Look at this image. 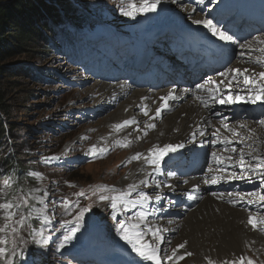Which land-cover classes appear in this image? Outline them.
I'll return each instance as SVG.
<instances>
[{"label": "rangeland", "instance_id": "374dc122", "mask_svg": "<svg viewBox=\"0 0 264 264\" xmlns=\"http://www.w3.org/2000/svg\"><path fill=\"white\" fill-rule=\"evenodd\" d=\"M47 1L46 5L54 8L57 13L60 12L63 19L69 22V26L78 29L80 33H85L81 35V40L88 37H91V40L84 42L83 49H88L84 50L83 54L71 58L70 56L76 53L63 52V48H59L60 42H56L55 51L46 41V37L44 38L46 42L42 46L30 45L28 50L33 54L17 56L5 64V103L9 107V123L14 128L10 135L11 141L8 140L6 145L2 144L0 150L7 156H11L18 150L25 172L24 176L28 180L20 182L21 184L15 187V180H12L11 176L5 177L2 173L5 170V164L0 159V202L11 199L19 203L18 198H27L29 203L27 206L21 205L18 210L26 218L25 225H17V234L13 235L9 230L7 234H0V238L8 240L9 258L13 259L12 256H14L13 262L16 261L17 250L24 253L25 261L21 264H107L100 263L99 258L115 263L141 264L145 260L132 252L131 247L121 240V233H118L116 229L119 222H125L131 228L133 221L137 219V214L144 213L145 206L137 205L132 208L129 204L128 210L125 211L118 201V207L113 212L110 203L111 197L119 196L123 188L127 186H118V182L127 177L132 169L126 171L129 167L127 156L131 152H124L128 148L122 147L121 143L109 144L115 138L103 143L97 142L99 138L105 139L113 134L114 124L109 121L117 116V111L112 106L116 102L120 104L122 96L115 98V102L109 105L110 100H98V87L94 85L105 81L104 76H111L114 70L127 73L123 64H118L113 59L122 57L125 49L132 45L133 40H128L130 28L145 32L144 29H153V25L161 23L163 26L167 20L162 16V12L157 15L145 12L146 18L139 19L141 13H138L136 19L139 20L132 22V18L122 13L129 10V5H132L134 0ZM71 3L75 7L73 8L74 21L65 16L67 8L64 7ZM160 4L166 9L170 8L167 3L160 2ZM135 5L140 7L142 3ZM180 8L183 11L182 6ZM210 10L212 7L205 5L199 9L198 14L207 13ZM218 12L214 11L219 14ZM82 15L87 16L85 23L79 21ZM147 18L160 21H152V26H149ZM229 21L222 19L217 23L218 27L223 29ZM240 25L242 26V23ZM234 27L241 30L238 24ZM58 30L61 32L62 28ZM104 36L106 41L96 46L94 40ZM154 50L158 51L157 48ZM175 54L177 51H172V60L175 59ZM105 63L109 65V68L104 75L103 64ZM11 73L15 74L11 75ZM107 81L110 82V80ZM261 107L264 110V106L261 105ZM231 123L233 122L228 124ZM108 130L110 134L107 133ZM142 143L138 142L133 157ZM93 146L107 147L101 148L106 149L102 155L93 157L90 155ZM253 147L257 148V146ZM131 161L134 160L131 159ZM200 164L198 169L202 171L206 168L207 160H203ZM6 184L7 189H5ZM150 184L154 183L150 182ZM252 191L254 192V189ZM81 192L84 195H78ZM137 194L132 195L136 196L135 198L127 197L125 202L137 199ZM146 195L149 196L148 193ZM101 196L109 199L101 201ZM64 200L69 201L68 209L63 207ZM194 201L196 197L192 200ZM187 203L191 205V200ZM194 207L198 208V206H192ZM41 208L45 209L42 215ZM81 208L90 209L84 217L89 225L83 229L87 230L82 236H78L77 232L83 229L77 231L72 240L57 251L63 236L75 226V219ZM255 221L257 231L253 230L264 240V227H262L264 218L256 217ZM4 223L12 222L4 221L0 214V226ZM184 232V236L199 248L200 255L186 257L190 258L191 263L199 264L200 261V264H208L211 260L213 264H226L243 257V264H248L249 260L252 264H264L263 247L261 251L251 248L252 252L248 255L246 254L249 250L248 244L238 252L237 247L232 243V249L226 252L218 249L217 245H204L205 242L203 243V238L198 232V223L184 224ZM37 233H42V236L37 237ZM178 234L180 235L179 232ZM78 237L82 239L79 241ZM36 238L42 241L46 239L47 243L42 247L38 246L35 244ZM172 238L173 236L166 244L161 245V249L168 255L180 245L174 244L175 238ZM13 247L16 248L15 251H12ZM102 251L108 253L102 255ZM181 251L182 249H179L177 254L180 255ZM186 258L185 261H177V264H189L186 263Z\"/></svg>", "mask_w": 264, "mask_h": 264}, {"label": "bare ground", "instance_id": "6f19581e", "mask_svg": "<svg viewBox=\"0 0 264 264\" xmlns=\"http://www.w3.org/2000/svg\"><path fill=\"white\" fill-rule=\"evenodd\" d=\"M160 2L167 3L170 8L166 9L159 3L156 7L157 13H150L157 15L162 12V16L167 22L163 26L161 23L152 26V21L159 22L160 20L147 18V24L150 23L149 26L154 27L153 29H144L145 32H142L137 31L136 28H130L131 33L128 34V40H133L132 45L125 49V54L122 53V57L114 59L118 64H123L124 69L133 74L135 80H127L125 74L114 70L111 73L114 75L113 78L105 75L110 82L101 81L94 85L98 87V100H110L109 105L111 102H115V98L122 96L120 104L118 102L113 104L112 107L117 111V116L110 119L109 122L114 125L123 124L125 120L135 121V123L120 130L111 127L113 134L105 139L102 137L103 140L99 138L101 140L98 139L97 142L103 143L115 138L109 144H126L127 146L124 148L128 149L124 152H131L127 156L129 167L126 171L132 169L127 177L119 180L118 186L127 185L123 188V192H126L128 185L135 183L138 185L136 193L143 191L145 194H149L150 199L144 204L145 207L143 206L146 218L143 221L135 219L132 223L133 225L139 222L143 228L148 229L146 239L151 240L152 232L158 231L159 236L163 237V242L159 244L160 248L173 236L174 244L186 242V247L182 249L180 255L185 252L200 255L199 248L184 236V224L193 222L198 223V232L203 238V243L205 242L204 245H217L218 249L227 252L232 249L231 244L234 243L239 252L242 247H247L246 244H248L249 250L246 254L250 255L251 248L261 251L262 247L264 249V240L248 224V218L249 216L254 217V213L249 214L253 204H257L258 212L264 213V201H261L258 195L246 196L245 198L252 200L253 203L244 205L239 202V196L227 195L228 193L244 194L242 188L231 190L230 186L234 184L239 186L244 184L251 190L258 182V175L251 176L250 182L229 179L228 173L232 171L239 173L240 170L238 167H229L231 162L227 161L226 157L231 155L234 160L238 159L239 153H232V147H243L246 153L253 149L255 151L259 149L264 155V127L258 123L260 119H264V111L260 107L262 103L258 101L256 104H215L209 99L207 89L213 87L209 81L218 83L223 79L219 76L221 71L231 73L233 69L243 71L247 68L249 72L245 75L264 71V67L255 63L258 59H264V53L258 51L264 48V44L259 43V41H264V0H216L215 3L212 0H205L203 6H211L212 10L202 14H198V12L203 6L198 5L196 0H160ZM139 3H142V0L133 1L134 5ZM214 11H220V16L231 14V27L222 30H226L233 36L234 43L220 41L202 25L192 23L193 20L211 19L216 24L219 16ZM144 18H146V14L141 13L139 19ZM139 19L135 17L131 21L137 22ZM237 21H243L240 32L232 29ZM96 44L100 45V42ZM172 44L175 45L176 50L171 48ZM156 48L157 52L154 50ZM172 51H177L174 60H171ZM204 52L218 54V61L208 63L215 69H212V72L208 74H204V70H202L203 78L198 82L190 83V73L183 62L188 60L189 65H192L197 64L199 60L200 62L204 61L210 57L205 56ZM217 63L222 64L221 70L216 69L218 68ZM155 65L157 67H154ZM239 79L242 81L243 77ZM181 81L183 84L180 83ZM197 84H204L206 90L197 89ZM234 87H243V85H234ZM185 89L188 91L185 92ZM169 93L177 98L168 102L167 109H161L162 115L159 118L152 119L155 117L156 109L164 103L161 97L168 96ZM241 94L247 95L245 92ZM202 101H207L209 107L206 108ZM237 107L244 113L238 115L235 112ZM247 110L251 116L245 114ZM144 111L148 112V116H144ZM230 122L233 123L228 124ZM152 123L156 125L154 129L146 127ZM223 123L229 125V131H225ZM240 125H245V127L241 128ZM201 131L204 132L203 136L199 134ZM233 131L238 133V136H233ZM241 138H243V143L236 144L235 141ZM229 139L234 143L228 145L225 150V145L220 144L219 141ZM139 141L143 142L137 150V154L139 153L141 158L132 162L131 159ZM213 144L220 147L215 153L225 158V163L218 166L215 162L213 168L201 173L198 166L201 165L200 163L206 157L205 154ZM165 145H172L176 151L169 152L163 157L157 173L154 166L148 163L145 157L149 156L153 148H163ZM180 145L183 146L180 147ZM107 146L97 148L101 149ZM253 146H257V148ZM255 156V152H253V157ZM253 157L246 156V159L255 164L256 161ZM217 167H223L224 171L217 173L215 170ZM213 178L217 179L215 184L211 182ZM141 181H146L147 186L141 184ZM150 182L154 184L151 185ZM220 194H223L222 198ZM132 195L129 197H136ZM156 195L161 196L159 202L155 200ZM195 197L196 201L192 202ZM188 200H191V205L187 203ZM229 201H237V203L233 206ZM192 206H198V208H192ZM121 207L123 208V206ZM102 252V255L108 253ZM163 252L167 253L164 250ZM193 259L195 258L193 257ZM203 261L201 262L203 263ZM99 262L133 264L130 262L115 263L105 260V258H99ZM164 263L177 264V261L173 260L167 263L166 260ZM186 263L197 264L196 262L191 263L190 258ZM141 264H150V261H143Z\"/></svg>", "mask_w": 264, "mask_h": 264}, {"label": "snow or ice", "instance_id": "6c2138e0", "mask_svg": "<svg viewBox=\"0 0 264 264\" xmlns=\"http://www.w3.org/2000/svg\"><path fill=\"white\" fill-rule=\"evenodd\" d=\"M213 3L216 2V0H212ZM160 3V0H142V6L137 7L136 5L132 4L129 5V10L123 12L122 14L125 16H128L132 19H135L136 15L138 13H145V12H154L156 10L157 4ZM196 3L200 6H203L205 4V0H196ZM193 24L202 25L203 28H205L208 32L212 34V36L216 37L220 41L223 42H230L234 43L233 36L228 34L226 30H222L220 27L217 26V24L213 23V20L211 19H202V20H193ZM259 43L264 44V41H259ZM241 47H244L241 45ZM258 51L264 53V48L259 49ZM255 63L261 65L264 67V59H258L255 61ZM249 69L245 68L243 71H240L239 69H233L231 70V73L221 71L219 73V76L223 79L220 80L218 83L215 81H209L210 84L213 85L212 88L207 89L209 92V99L213 101L215 104L219 105H233V104H241V103H251L256 104L258 101L264 104V71H260L259 73H253L252 75H245V73H248ZM243 77V80L241 81L239 78ZM242 84L243 87H234V85H240ZM223 86V88H221ZM197 89L199 90H206L204 84H197ZM188 90L185 89V92ZM245 92L247 95H242L241 93ZM177 97H175L172 93H169L168 96L161 97V99L164 101L163 105H161L160 108L156 109L155 117L152 119H157L162 115L161 109H167L168 108V102L170 100H174ZM204 106L207 108L209 107L207 101H202ZM144 116H148V112H143ZM135 121H129L125 120L123 121V124H116L113 127L117 130L122 129L123 127L130 126L131 124H134ZM259 125L264 127V119H260L258 121ZM147 128L154 129L156 127L155 123L146 125ZM241 128L245 127V125H240ZM223 128L225 131H229V125L227 123H223ZM201 136L204 135V132L199 133ZM147 135V133H145ZM215 135V133H213ZM233 136H238V133L232 132ZM220 144L225 145V150L227 149L228 145H232L234 143L233 140H220ZM236 144H242L243 138L237 139L235 141ZM122 147H126L127 145H121ZM183 145H180L182 147ZM106 149H97L95 146L90 150V155L93 157H96L98 155H102ZM176 148L172 145H165L163 148H154L150 153L148 157H145V160L150 163L152 166H154L156 172H159V165L160 161L163 159L165 155H167L169 152H175ZM252 151L245 152V149L243 147L237 148L232 147L231 152L232 153H239L238 159L234 160L233 156L229 155L226 157L227 161L231 162L229 164V167H238L239 173L236 171H232L228 173L229 179L234 180H245L247 182H250L251 176L258 175L261 180V188H264V171H261V169H264V157L261 156H255L253 157ZM246 156L253 157V159L256 161L255 164L250 163L248 159H246ZM141 156L138 153L136 156L132 157L133 160L140 159ZM212 158L216 162L218 166L223 165L225 163V158L217 156V154L214 152L212 153ZM217 173H222L224 171L223 167H217L216 169ZM213 184L217 182L216 178H213L211 181ZM141 184H144L147 186L146 181H141ZM159 187V185H157ZM8 188V185H5V189ZM138 185L136 184H129L128 185V191L120 193L119 196H113L111 197V208L113 212L118 207V201L121 205H123V209L125 211L128 210V205L130 204L132 208H135L137 205H140L141 207L144 206V204L150 199L148 195H146L143 191L138 193V198L135 200H128L125 202L126 198L131 196L134 192L137 191ZM78 195H84V193H78ZM215 195V193H214ZM221 198L223 197V194H220ZM228 196L237 195L239 196V201H245V197H252L257 195L256 193H228ZM19 199V203L12 201L11 199H6L4 202H0V214L3 216V220L10 223H4L2 226H0V234H7L10 230L11 234L15 235L18 232L17 225L24 226L25 225V217L23 214H21L18 210L20 209L21 205L27 206L29 201L27 198ZM109 198L106 196H101L100 200L105 201ZM261 201H264V195H261L259 197ZM155 200L159 202L161 200L160 195L155 196ZM248 204L253 203L252 200L245 201ZM233 206L237 203V201H229ZM69 201L64 200L63 201V207L65 209L69 208ZM90 209L89 208H81L79 210L78 215L75 219V226L68 230V232L63 236V240L59 243V247L57 248V251L59 248L65 247V245L72 240V238L75 236L76 232L79 231L82 221L84 220L85 213H87ZM45 209L41 208L40 213L41 215ZM19 217V219H17ZM144 213H138L137 214V220L143 221L145 219ZM113 219H116V216H113ZM248 224L252 226L253 229H256V221L254 217L249 216L248 218ZM117 232L121 233V240L125 241L127 245L131 247L132 252L136 253L138 257H140L142 260L150 261L152 264H164V261H182L186 257H190L193 255L191 252H185L183 255H177V252L179 249H184L186 247V242L182 243L177 246V249H174L172 252V255H168L167 253L163 252V249L159 247V244L163 242V237L159 236L158 231L152 232V238L151 240L146 239V234L148 232V229H145L142 227V225L138 222L136 224L131 225V228L129 225L125 222H119L117 227ZM131 233V234H130ZM37 237L42 236V233H37ZM47 240L44 239L43 241L40 238L35 239V244L38 246H43V244H46ZM8 240L6 238H0V264H13V259L9 258V251L7 249ZM12 251H15L13 248ZM243 257H241L238 261H232V262H226V264H243ZM208 264H213L211 260L208 261ZM248 264H252V261L249 260Z\"/></svg>", "mask_w": 264, "mask_h": 264}, {"label": "trees", "instance_id": "16d2710c", "mask_svg": "<svg viewBox=\"0 0 264 264\" xmlns=\"http://www.w3.org/2000/svg\"><path fill=\"white\" fill-rule=\"evenodd\" d=\"M46 4H48L47 0H0V146L6 145L8 140L11 141L10 135L14 128L9 123V107L5 103V64L17 56L33 54L28 50L32 44L42 46L47 41L56 51V42H60L59 48H67L70 41L68 39L70 35H66L69 22L63 19L60 12L57 13L54 8ZM64 8H67L65 16L67 15L68 19L74 21L75 11L73 8L75 7L72 3L69 6L65 5ZM85 19L87 20V16L82 15L79 21L85 23ZM59 27L64 32H60ZM15 73H11V75ZM18 155V150L11 156L4 155V152L0 150V159L5 164V170L2 173L5 177L11 176L12 180H15V187H18L20 182L28 180L24 176L25 172ZM88 225V222L83 220L79 230L88 227ZM86 230L77 232L78 236H82ZM17 252L16 261L13 264L24 263V253L18 250ZM12 257L14 260V256Z\"/></svg>", "mask_w": 264, "mask_h": 264}]
</instances>
